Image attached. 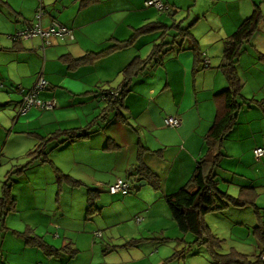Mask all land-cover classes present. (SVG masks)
Listing matches in <instances>:
<instances>
[{
	"label": "crops",
	"instance_id": "0c3cea01",
	"mask_svg": "<svg viewBox=\"0 0 264 264\" xmlns=\"http://www.w3.org/2000/svg\"><path fill=\"white\" fill-rule=\"evenodd\" d=\"M146 1L44 0L42 26L56 23L73 32L72 36L52 38L50 44L44 46L41 38L28 41L15 38L20 31L35 24L40 0H0V33L8 38L0 40V148L11 135L25 134L24 130L32 122L49 125L60 104L72 110H80L77 115L85 116L90 121L88 125H93L92 134L78 143L85 144V141L98 135L105 137L103 142L102 139L93 143L91 140V145L87 146L88 162L83 160L95 173L93 184L88 189L90 209H87L89 215L85 219L91 221L92 226L85 225L82 230H77L73 221L65 226L64 212L59 214L60 209L57 208L56 220L52 225L57 231L64 229L78 235L77 240L75 236L76 243L71 241L70 251L67 252L65 248L56 249L42 237L38 241L40 250L51 257H57L59 261L56 260L54 264H80L83 246L80 241L90 253L84 264H168L180 257V254L175 256L174 253L164 260L160 246L156 243L160 237L171 240L169 235L176 231V222L172 214L168 213L170 207L167 196L192 185L198 163L210 148L208 137L222 103L217 95L228 88L222 69L226 42L256 11L264 17V0H163L168 13L173 16L185 10H189L190 16L193 15L191 10H199L197 18L187 26L182 22L187 21V18L180 23L176 21L177 18L174 20L190 35L185 39L183 35L178 36L173 48L164 55L162 64L142 74L146 75L144 80L139 76L134 79L131 92L124 99V107L121 109L128 118L127 123L113 118V112L106 114H109L107 119L111 122L106 123L107 119L105 122L96 121L103 112H100L96 103L97 91L91 90L93 74L89 72L83 75V72H95L99 66L104 67L109 75L99 77L97 81L111 84L121 77L122 84L123 70L133 60H146L152 54L153 49L146 53L136 52L134 55L137 57L131 58L128 49L129 45H135L145 37H135L136 31L142 28L140 25L155 21L152 8L146 7ZM208 10L212 11L213 16L208 17ZM175 24L172 25L168 39H174L179 34V31L174 30L177 29ZM114 28L119 31H113ZM130 40L131 44L128 43ZM145 40L147 44L150 43L146 37ZM193 47L203 54L205 63L198 64ZM42 52L46 65L43 69ZM49 65L54 74L46 72ZM237 67L242 85L240 92L246 104L239 111L236 125L228 132L222 148L215 145L217 150H222L223 156L214 169V182L230 197L252 200L254 204L216 212L232 210L241 214L238 208L250 206L257 216L262 217L264 158L256 157L255 151L258 148L264 149V18L245 44ZM44 71L52 75V78L44 75L49 81V87L40 93L39 98L45 101L54 99L55 110L46 113L32 108L26 115H19L22 103L18 102L20 98L14 95L11 87L32 90ZM70 80L76 81L78 85H72ZM80 96L86 98L79 100ZM169 102L171 107L167 112L161 103ZM102 103L104 106L105 102ZM172 117L180 119V127L172 128L166 124V120ZM52 135L39 137L44 140ZM140 155L146 168L157 177L160 189H155L146 180L138 181L132 176L139 164ZM122 173L130 175L132 183L125 180ZM120 179L130 184L131 192L111 194L110 185ZM221 185L234 188V192L222 190ZM10 194L12 197V189ZM12 202L9 204L7 201L0 207L3 216L0 222L4 225L5 220L8 222L10 215L16 211L17 201ZM216 212L201 217L209 229L206 216ZM101 217L111 219L115 226L122 227L117 235L110 233L108 242L107 237L102 235L104 226ZM250 223L254 225L253 221ZM5 226L1 229L4 233ZM256 228L260 230L255 234L259 249L264 250V240L260 241L259 235L264 233V220L261 219ZM210 231L214 234L212 229ZM55 237L60 239L59 236ZM98 237L106 241V244L98 245ZM193 239V244L201 245L196 243L195 237ZM3 242L5 240H0V264H15L11 259L12 254L16 255L15 251L2 246ZM27 243L32 246L31 242ZM206 249L208 251V246ZM24 252H27L26 249ZM158 256L159 259H156ZM184 258L182 256L178 260L181 262L183 259L184 264H188L187 257ZM23 263L33 262L30 259V262Z\"/></svg>",
	"mask_w": 264,
	"mask_h": 264
},
{
	"label": "rangeland",
	"instance_id": "374dc122",
	"mask_svg": "<svg viewBox=\"0 0 264 264\" xmlns=\"http://www.w3.org/2000/svg\"><path fill=\"white\" fill-rule=\"evenodd\" d=\"M148 10L151 11V9ZM198 11L199 10H191L193 15L190 16L188 14L189 10L179 11L173 16V14H169L168 11L162 12L156 8H152V14L155 17L154 22H161L171 27L175 24L174 20H176V18V21L179 23L182 19L187 18V21H182L184 26L191 24L194 19L197 18ZM211 12L212 11L210 10L206 12L208 17L213 16ZM7 26L9 27V25ZM141 26L143 27L144 25L142 24L140 27ZM4 28H6V26H4ZM191 28L189 30H191ZM117 30L119 31V29H113V31ZM174 30L178 31V29ZM158 32L159 31L156 30L154 32L155 34H145L147 40L150 41L149 44L146 43L145 37H143L139 39L135 45H129V56L131 58L132 56H134L133 58H136L137 55H134L136 52H151L153 49L152 41L154 39H158ZM5 38L8 39L7 36L0 33V40ZM41 55L43 58L41 68L43 69L45 65V56L43 52ZM146 57L147 54L145 55V58ZM85 71L86 72H83V75L89 72L93 74V80L90 81L92 84L91 90H107L110 88H117L119 87V84H121V77L113 81L111 84H108L107 82L100 83V81H97L99 77L109 75L107 71L104 70V67L102 68L99 66L95 72L92 70ZM46 72L54 74L51 70V65L48 66ZM44 75L48 76L50 79L52 78V75H47L45 71L42 75L43 78ZM145 76L146 75H141L139 77L144 80ZM157 77L159 76H156V78ZM44 80L46 79L44 78ZM70 81L72 85H78L76 81ZM46 82L49 84V81L46 80ZM67 83L69 84V81ZM11 89L14 95L17 98H20V101L18 102H23L24 96L21 92L22 90H18L17 87H11ZM16 89L19 93H17ZM47 90L48 89L45 91ZM100 92L101 91L98 93ZM251 94L253 95V92ZM84 98L86 97L80 96L79 100ZM52 101H54V99L45 101V103ZM96 103L99 105V110L101 112L103 103L99 100H97ZM161 104L168 112L171 107V103ZM34 108L39 109L37 107ZM39 110L44 111L42 109ZM54 110L55 109H49L45 112L52 113ZM79 111L80 110H72L70 108L63 107L60 104L56 113L53 114L54 118L49 125L45 124L46 126H42L41 122H32V125H27L24 130L25 134H13L7 139V141H4L1 144L0 198L3 196L4 183L7 181L6 179L9 173L13 172L15 174L12 175V182H10L12 197H9L7 201L9 204L13 203L12 200L17 202L16 211L10 215L8 222L5 220V225H9V227H6L3 222H0V240H5V242L2 243V246L15 251L16 255L12 254L13 257H11L15 264H24V261L30 262V259L33 262L32 264L55 263L57 260L56 256L51 257L44 251L40 250L41 248L38 246L40 237L45 239L48 244L54 246L56 249L65 248L64 250L67 252L70 251L71 241L74 240L76 243L78 235L72 233L71 231H63L64 229L57 231L54 228L52 222L56 220L57 214L55 212L57 208L58 210L60 209L58 211L59 214L60 212H64L65 226L72 223V221L75 228H78L77 230H82L85 225L89 227L92 226V222H87L85 219L89 215L87 214V209H90V205L88 203V189L92 186L91 184H93V177H95V173L91 170L89 164L84 161L88 162L87 146L91 145V140L92 143L100 139H102L103 142L105 137L103 135H98L94 139H88V141H85V144L82 145L77 141H70L56 149H53L51 152H48V149L45 150L44 153L39 152L45 141V139L42 140L40 137H48L50 134L57 133L60 130L64 131L85 127L88 123H90V121H87L88 118L85 116L77 115ZM42 151L44 150L42 149ZM34 156L38 157L37 160L33 159ZM41 160L46 161L42 162ZM122 174L125 180L132 183L130 175L126 173ZM221 188L222 190H229L231 193L234 192V188L229 189L224 185H221ZM235 198L237 199L238 197ZM238 209L241 214L232 210L208 214L206 216L208 219V225L210 229L214 231L215 235L222 240H226V242H223V248L218 250L219 255H227L235 251L238 252V254L250 256V259L254 260V256L258 255L260 251L258 239L255 237V234H257L260 230L257 228L254 229V227L261 223V219L264 220V211H262L263 216L260 217L255 214L253 208L250 206L245 209ZM168 213L171 215L170 209ZM2 218L3 216L0 212V221ZM252 221L254 222V225L250 223ZM101 224L104 226V232L102 235L107 237V242L108 236H111L110 233L117 235L119 229L122 228L115 226V223L112 222L111 219L105 220L103 217H101ZM108 224L115 227H111ZM4 226L6 228L5 233L1 230ZM176 231L174 234L169 235L168 238L171 240L162 239L160 237V239L156 241V243L160 246L164 260L165 258L172 257L174 253H176L177 256L180 254V257L173 260L175 264H184L183 259L181 262L179 261L182 256L185 258L187 257L186 260L188 264H213L214 259L207 251L206 246L193 244L194 236H184V234L179 231L177 224ZM259 235H257L258 238ZM55 236H59L60 239ZM91 236L94 237V234H91ZM64 238H67V240L65 241ZM27 241L31 242L32 246H29ZM102 243L105 245L106 241L98 237L97 244L101 246ZM80 244L85 247L81 241ZM83 246L81 247L82 258L80 264H84L86 259L90 257L89 251H87V249ZM24 249H26V253L24 252ZM156 259H159V256L156 257ZM174 262H169L168 264H174Z\"/></svg>",
	"mask_w": 264,
	"mask_h": 264
},
{
	"label": "trees",
	"instance_id": "16d2710c",
	"mask_svg": "<svg viewBox=\"0 0 264 264\" xmlns=\"http://www.w3.org/2000/svg\"><path fill=\"white\" fill-rule=\"evenodd\" d=\"M150 1L154 0L146 1L147 8H156L162 12L168 10L163 0H157L163 5L162 8L148 6L147 4ZM263 18V14L256 11L252 17L244 21L234 36L226 42L222 69L228 81V88L217 95V98L222 100V103L219 105L217 119L208 137L210 148L208 149V153L198 163L196 173L192 180V185H188V187L183 188L176 194L167 196V203L179 230L184 234H192L196 239V243L208 246V252L211 253V256L214 259L213 264H264L263 249H260L259 254L254 256V260H251L250 256L238 254V252L235 251L227 255H219L218 250L223 248L224 240L218 239L210 231L207 225L203 224L201 218L204 214L222 211L229 207H244L248 204H254L252 200L234 199L227 193L222 192L217 187L216 181L214 182V169L219 164L220 158L223 156L222 150H217V148H222L228 132L236 125L239 111L246 104L240 92L242 85L237 74V64L245 44L251 39L252 34L257 30ZM174 27L179 31V34L174 39H168L172 27L160 22H151L136 31L135 37L151 34L156 30L159 31L158 39L154 40L155 45L152 54L146 60L140 58L133 60L132 63L123 70V82L119 87L107 90L102 89L103 91L99 90L101 91L100 93H98L99 91L96 92L98 96L97 99L100 102H105V105L102 108L103 113L98 119H96V121L102 120L105 122V119L109 117V114L106 115L107 112H113V118L120 119L122 122L127 123L128 118L123 115L121 109L124 107V99L131 92V86L134 79L146 73L148 70L161 65L164 55L170 52V49L173 48L178 36L183 35V38L185 39L190 35V33L186 32V29L182 28L180 25L175 24ZM131 42L132 40L128 43L131 44ZM194 44L197 46L196 43ZM192 49L194 52L196 51L195 47ZM202 55L203 54L197 49L196 58L198 64L201 62L205 63L206 61ZM197 69L198 68H196V70ZM25 91L28 92L30 90ZM109 121L110 119L106 123ZM92 127L93 125H88L85 128L58 131L49 137V139H45L39 152L44 153L47 149L48 152H51L53 149L70 141L78 142L87 139L92 134V130H94ZM215 145L217 148H215ZM42 149L44 151H42ZM37 158V156L33 157L34 160H37ZM41 161L45 162L46 160ZM14 174L15 173L13 172L9 173L6 179L7 181L4 183L3 196L0 198V207H3L7 203V199L11 196L10 182H12L11 177ZM132 176L137 178L138 181L146 180L155 189H160L157 177L146 168L141 155L139 158V164L137 165L136 170H134ZM130 192L131 186L128 193ZM261 240H264V233H260V241Z\"/></svg>",
	"mask_w": 264,
	"mask_h": 264
},
{
	"label": "built area",
	"instance_id": "2783aa9c",
	"mask_svg": "<svg viewBox=\"0 0 264 264\" xmlns=\"http://www.w3.org/2000/svg\"><path fill=\"white\" fill-rule=\"evenodd\" d=\"M147 5L156 6L157 8L163 7L161 2L157 0L150 1L148 2ZM43 9H44V0H40V7L38 9V13L35 18L36 20L35 24L30 28L20 31L15 37L16 39L33 40L35 38H41L44 41V46H46V44H50L52 38L55 37L62 38L68 35L72 36L73 32L64 25H59L54 23L51 26L43 27L42 26V18L44 16ZM48 87L49 84L46 82V80H44V78L41 75L34 89L28 92L21 89L22 90L21 92L23 93L24 96V101L20 106L19 115H26L28 111L34 107H37L44 111H48L49 109H55L56 107L55 100L52 102L45 103V100L39 98L40 93L48 89ZM166 124L172 128H178L181 126V121L179 118L172 117L166 120ZM255 155L259 159L264 158V149L263 148L256 149ZM109 189H110V193L113 195L120 193L127 194L130 191V185L124 180L120 179L117 180L116 183L112 184L109 187Z\"/></svg>",
	"mask_w": 264,
	"mask_h": 264
},
{
	"label": "water",
	"instance_id": "95a60500",
	"mask_svg": "<svg viewBox=\"0 0 264 264\" xmlns=\"http://www.w3.org/2000/svg\"><path fill=\"white\" fill-rule=\"evenodd\" d=\"M144 184V183H143Z\"/></svg>",
	"mask_w": 264,
	"mask_h": 264
}]
</instances>
